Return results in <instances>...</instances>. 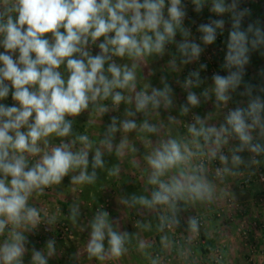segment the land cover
<instances>
[{
    "label": "clouds",
    "instance_id": "clouds-1",
    "mask_svg": "<svg viewBox=\"0 0 264 264\" xmlns=\"http://www.w3.org/2000/svg\"><path fill=\"white\" fill-rule=\"evenodd\" d=\"M193 3L200 11L204 0H193ZM236 7V0L231 4H226L225 0H212V12H233L225 67L236 71H230L227 76H213L218 102L226 103L230 99L228 93L240 85L243 67L249 59V46L255 49L264 45V32L259 27L250 24L246 30L241 29L245 13H236ZM185 15L181 0H167V5L166 0H0V47L4 48L0 52V100L11 94L15 102L11 106L0 103V234L4 233L6 225L12 226L9 239L0 246L2 264H22L27 237L16 229L28 224L35 226L40 219L39 211L28 206L33 192L42 193L44 188L60 184L70 171L76 169L80 172L72 177L73 183H92L96 177L95 169L103 167L102 153L97 149L92 158L93 171L88 173V150L92 143L87 135H78L70 144L61 142L50 151L47 150V138L53 134L56 137L70 136L72 121L68 117L79 116L89 109L90 104L98 113H105L108 108L98 101L111 98L114 105L122 101L132 102L131 96L125 97L116 89H135L137 64L133 63L131 68L127 64L121 66L113 57L138 61L153 53L162 55L165 45L175 42L179 31L185 40L177 47L187 57L182 63L197 58L202 49L186 39L189 32L183 27ZM223 24V20H215L201 25L199 30L203 33V42L213 43L216 29L222 28ZM101 37L103 40L97 45L100 51L93 55L89 44L96 45ZM61 65L66 67L67 78L59 71ZM192 76L197 77L196 84H199L198 73H192ZM191 84L193 81L189 79L185 87ZM248 94L251 96V88H248ZM203 95L207 97V91ZM187 100L192 106L199 103L192 92L188 93ZM171 104V89L166 83L163 89L153 88L151 93L140 91L135 95L136 112H145L149 106L152 109L161 105L167 108ZM187 111V107H182V113ZM126 115L135 113L126 110ZM195 119L196 122L188 126V132L197 150L202 147L198 140L202 137L205 145H215L210 148L212 157H215L220 147L233 137L240 142L234 152L245 149L257 155L264 152V145L253 143L252 136V132L259 129V135L264 137V100L259 96L252 97L246 108L230 110L225 123L218 128L205 127L199 117ZM121 127L124 132H130L137 128V124L134 120H125ZM140 127L151 133L157 131L147 121ZM118 130L113 117L107 137L101 140L109 151L112 134ZM41 141L44 149L39 146ZM77 141L83 147L73 151ZM125 147L126 139L117 147V154ZM40 153H43L41 158L29 167L27 157ZM196 155L188 143L176 139L161 142L146 157L152 169L148 182L158 185V189L153 191L150 200L133 198L135 202L149 208L168 205L175 210L176 201L180 199L210 200L212 186L203 176L197 175L203 165L191 164ZM219 158L222 163H227V157L220 155ZM253 162L257 161L253 159ZM232 163L239 165L243 161L240 156L233 155ZM173 168H181L178 176L167 181L160 179ZM217 171L219 173L220 170ZM223 171L230 170L224 168ZM188 223L192 231H197L195 218H190ZM106 236L108 253L112 257H120L126 251L127 233L114 231L108 221V213L100 211L91 222L87 245L89 258L105 259L103 241ZM54 243L48 241L49 254L54 251ZM32 260L33 264H47L43 254L35 250Z\"/></svg>",
    "mask_w": 264,
    "mask_h": 264
},
{
    "label": "rangeland",
    "instance_id": "rangeland-1",
    "mask_svg": "<svg viewBox=\"0 0 264 264\" xmlns=\"http://www.w3.org/2000/svg\"><path fill=\"white\" fill-rule=\"evenodd\" d=\"M254 1L255 4L252 3V0H236L237 7L234 11L236 13H245L241 19L242 30H246L248 25L251 24L254 27H259L264 32V0ZM232 2L233 0H225L226 4H231ZM181 3L186 13L183 19V27L189 32L186 39L190 43L199 45L202 49L199 56L186 64L182 63V60L187 59V57H184L180 53L177 45L184 41L185 37L177 31L175 42L166 44L162 55L153 53L151 56H148L149 58L145 57L138 61H134L128 57H113L115 62L121 66L127 64L131 68L133 63L137 64L135 69V89L132 91L116 89V91H121L125 97L131 96L132 103H128L127 109H125L122 103L114 105L111 98H109L98 101V104L108 108L107 112L98 113L96 107L90 104L89 109L81 113L77 118L88 119L90 121L89 131L86 135L92 143V148L88 150V158L94 156L96 150L99 149L102 153V158L105 154L115 153L120 162L112 172L110 181L104 186L101 195L102 200L99 203L84 200L82 192L83 184H75L72 182V177L78 175L80 169L70 171L62 179L60 184L46 187L42 193L35 191L29 196L28 206L34 207L39 211L40 219L35 226L28 224L16 229V231L21 232L27 237V242L24 244L25 251L22 256V264H33V250L41 252L47 264H98L109 260L112 261V264H116L115 260H113L115 257H112L107 251L109 247L107 236L103 241L105 247L104 260L96 257L89 258L87 253V245L91 234V222L100 211H106L108 213V221L117 233L123 234L130 230H135L137 234L141 235L139 240H141L143 245L151 244L152 247L154 245L156 248H150L151 256L155 260L154 264H181L183 258L187 257L189 253H193L194 257H197L194 247L199 248L201 243H205L204 239L206 237L214 242L211 244V248L207 247V252L202 257L198 255L197 261L193 264H224L228 258L226 244L229 239V235L227 234L229 231L243 245L250 248L249 253L250 257L254 258L253 260L258 256L257 249L259 247L257 246L260 243L258 244L256 240H261V238H253L252 241L246 242L241 237L239 231V227L243 223L248 224L253 219L251 217H254L253 215L251 217L245 216L246 219H244V216H241V211H244L245 208H251V210L254 208L249 203L247 204V201H244L243 196L245 194L240 189V185L233 187L232 191L229 188L223 189L221 186L228 177L223 174L222 166L225 163H222L219 157L223 155L227 157V162L232 161L233 155H236L233 149L236 148L235 146H239L240 142L238 139L230 137L228 143L222 145L217 155L212 157L210 148H214L215 145H205L201 137L198 140L202 147L200 150H197L191 143L193 137L188 132V126L195 123V118L199 117L205 127L215 126L218 128L221 124L225 123V117L228 114L229 107L240 106L242 105L240 102H243L247 106L252 97L259 96L262 100H264V97L258 94V89H254L251 92V96H248L244 93L246 89L240 84L234 91L228 93L230 99L226 103L216 100L213 76H227L230 71L236 70L235 68L229 69L225 67L229 32L233 24V12H225L223 14L212 12V0H204L200 11L196 10V5L193 3V0H181ZM215 20L224 21L223 27L216 29V32L219 31L221 38L218 39L216 37L213 43L205 44L202 39L203 33L199 30L200 26L209 24ZM47 35L49 37L51 36V34ZM102 40L103 37L96 42V45L89 44L93 55L99 53L100 50L97 45ZM3 51L4 48L0 47V52ZM262 52H264V45H260L255 49L249 46V52L247 53L249 58L248 63L244 65H255L254 72L257 77H260V74L264 73V61H262L264 53ZM173 61L175 62L174 64L172 63ZM258 68H261L262 72L258 71ZM59 71L67 78L65 65H61ZM192 73H198L199 84H196L197 77L192 76ZM252 78H255L254 74ZM261 78L264 80V75ZM189 79L193 81V84L185 87L186 81ZM254 80L257 81L256 79ZM6 83L9 82L6 81ZM165 83L171 89V106L166 108L161 105L157 109H152L149 106L145 112H136V93L140 91L151 93L153 88L163 89ZM206 91L208 93L207 97L203 95ZM189 92L194 93L198 97V105L192 106L188 103L187 96ZM8 97L10 98L11 94ZM6 99L0 100V103L8 106L15 103L13 100L11 103H6ZM182 107L188 108L186 114L182 113ZM117 108L119 113L115 114ZM126 110L134 112L135 115H126ZM113 117L116 118V127L119 130L112 134V148L109 151L107 147L101 144V140L107 137V129L112 123ZM170 118L173 119L170 120ZM125 120H134L137 128L130 132H124L121 124ZM145 121L149 125H154L157 131L151 133L141 130L140 126ZM199 126L197 124V127ZM25 130L22 129V131ZM258 134L259 129L252 132L253 143L256 140L260 142L261 138L263 140L264 137ZM47 139L49 140L47 149L49 151L52 147L59 146L61 142L70 144L73 140L69 136L56 137L55 134ZM125 139L127 140V147L118 155L117 147ZM169 139H176L182 143H188L189 148L197 153L191 160L192 165H201L202 160L206 159L205 164H202L203 168L197 175L203 176L212 186L211 199L195 201L190 198L180 199L176 201L175 210L168 205H155L149 208L144 205L135 206L131 204L127 200L124 191L125 186L133 178L146 189L149 200L151 199L153 191L158 189V185H153L148 182L152 174V169L146 157L151 155L153 150L160 146L161 142H167ZM39 146L44 149L42 141L39 142ZM81 147H83L81 144H75L72 150L78 151ZM132 149L135 150L133 151ZM246 152L250 151L243 150L242 157L246 163H250L251 159ZM200 153L203 154L201 155ZM42 155L43 153H40L36 156H28L27 158L37 162ZM257 160L260 163H264L263 158ZM217 163L219 164L218 166L216 165ZM181 168H173L160 179L167 181L172 176H178ZM217 170H220L219 173ZM240 178L241 175L235 174L236 184L238 180L240 183ZM256 181L259 182L258 180H253L250 186H256ZM106 203H109V205L106 206ZM103 204L105 205L103 206ZM181 206H183V211H180ZM73 210L76 212L75 216L73 215ZM252 212L255 214V209ZM258 215L261 217L264 216V213L262 212ZM196 216H202L204 223L198 226L197 231L189 233L191 230L188 223L189 219L195 218ZM161 217H164L163 222L161 221ZM175 221H178V223ZM170 222L171 227L168 226ZM61 224H66L70 227V231L64 239L56 237L58 226ZM11 228V225H6L4 233L0 234V246L4 244L5 240L9 239ZM173 231L174 233H172ZM224 232L226 233L224 234ZM159 237L163 239L164 244L170 243L169 245L174 250H169V253H167V249H165L163 250L164 253L161 252L160 242L163 241L159 240ZM50 240L55 242L53 246L54 251L51 254H49L47 247L48 241ZM57 240H59L58 243H56ZM254 244L256 245L255 252L252 249ZM127 246L129 247L125 239L124 247L126 251L120 257H117L118 259L121 257L125 259L127 257L126 254L129 250ZM217 246L221 248V253L223 254L221 260L218 262L216 261L215 253V247ZM206 250L202 249V251ZM260 251L262 260L264 254L262 250ZM167 257H171L172 259L169 260ZM0 264H2V261H0Z\"/></svg>",
    "mask_w": 264,
    "mask_h": 264
},
{
    "label": "crops",
    "instance_id": "crops-1",
    "mask_svg": "<svg viewBox=\"0 0 264 264\" xmlns=\"http://www.w3.org/2000/svg\"><path fill=\"white\" fill-rule=\"evenodd\" d=\"M264 53V52H262ZM261 53V54H262ZM264 61V57L263 60ZM259 62V61H258ZM261 62V61H260ZM255 69V65L252 66H244L243 67V73H242V79H241V83L243 85V87L246 89V91L244 92L245 94H248V88H251V92L254 89H258V94L260 96L264 97V80H262V75H264V73L260 74V77L255 74L254 72ZM236 71V70H233ZM258 71L262 72L261 68H258ZM255 75V78H252V75ZM254 79H256L257 81H255ZM242 105L243 102H240ZM255 131V130H254ZM253 131V132H254ZM256 133H258V131H256ZM259 135V134H258ZM264 140V138H263ZM261 138V141H254V143H259L261 145H264V141ZM235 147H238L235 146ZM248 149H245L244 151H247ZM247 155H249L250 157V163H246L244 158L242 157V151L241 152H236V155L240 156L243 163L239 164V165H233L232 161H228L227 163H225L222 166V169L224 168H228L230 171L228 172H224L223 174H225V176H227L228 178L225 180V182L222 183V188L223 189H231V191L233 190V187H235L236 185H240V189H242L244 191L245 196H243V199H245L244 201H247L246 203L250 206H252V208L255 209V214L252 212L253 210H251V208H245L244 211H241V216H259L258 214L260 213H264V207L262 205V203L259 201L261 197H264V187L263 185H261L259 182L256 181L257 185L256 186H244L241 184V180L239 183V180L236 184L235 182V174H239L241 175V173L244 172H254L258 167L263 166L264 163H260L258 162L257 159L259 158H263L264 160V152L260 153L259 155L252 153V152H246ZM261 156V157H260ZM253 159H255V161H257L256 163L253 162ZM241 179V178H240ZM259 184V185H258ZM242 199V198H240ZM254 203V204H253ZM234 210V209H232ZM180 211H183V206L180 207ZM235 212V211H234ZM251 217V218H254ZM172 231V230H171ZM187 231V230H186ZM192 232V230L189 231V233ZM227 232V231H226ZM224 232V234L226 233ZM127 233V237H126V242L127 245H129V247L127 246V249H129V253L127 251L126 254V258H113V260H115L116 264H154L155 260L154 258L151 256V249L156 248L154 245L152 247V245L150 244H142L141 240H139L141 238V235L137 234V232L135 230H130ZM174 233V231L172 232ZM227 234L229 235V239L227 240V244H226V249L228 250V258L226 260V262L224 264H261V251H263L264 249V236L261 237V240H256V242L259 244V247L257 249L258 252V256L256 257L255 260H253V257H250V251H249V247H246L245 245L242 244V242H240V240L236 239V236H232L231 231L227 232ZM226 234V235H227ZM260 239V238H259ZM159 240L163 239L161 237H159ZM205 243H201L200 247H194L195 248V252L197 257H194L193 253H189V255L187 257L183 258V262H181V264H193L195 261H197L196 259H198V255H200L201 257L207 252V247L211 248V244L214 242L212 240H209L207 237L204 239ZM161 243V252H163V250L167 249V253H169V250H174L172 248L171 245H169L170 243L164 244L165 242H160ZM257 244V245H258ZM151 246V247H150ZM74 247V246H73ZM159 248V247H158ZM202 249H205L206 251H202ZM150 253V254H149ZM164 253V252H163ZM162 253V254H163ZM169 260L172 259L171 257H167ZM175 258V257H174ZM153 261V262H152ZM98 264H112V261H104V263H98ZM168 264V263H167Z\"/></svg>",
    "mask_w": 264,
    "mask_h": 264
},
{
    "label": "trees",
    "instance_id": "trees-1",
    "mask_svg": "<svg viewBox=\"0 0 264 264\" xmlns=\"http://www.w3.org/2000/svg\"><path fill=\"white\" fill-rule=\"evenodd\" d=\"M251 2V1H250ZM252 3L255 4V1L252 0ZM63 31V29H62ZM18 55V54H17ZM146 58H149L148 56ZM107 67V65L105 66ZM7 102H12L11 97L6 99ZM123 108L127 109L128 103L125 101H122ZM132 103V102H131ZM118 114V108L115 110ZM72 121V133L69 136L71 139H75L78 135H86L89 131V125L90 121L88 119L83 118H77V117H68ZM91 129V128H90ZM76 144H80L79 141H77ZM92 158L93 156L89 157V166H88V173L91 174L93 171L92 168ZM28 159V165L31 167L36 163V161H33L29 158ZM103 160V167H98L95 169L96 177L94 182L92 183H83V196L84 200L86 201H93L95 203H99L102 200V192L104 189V186L110 181V177L112 172L114 171L115 167L119 164V158L118 156L113 154H105V156L102 158ZM10 178V177H9ZM133 178L125 187L124 193L126 194V198L128 201L131 202V204H134L135 206H139L138 202H135L133 198H136L138 200L139 197H145L148 199V194L146 193V189L138 182L134 180ZM66 240V239H65ZM59 240H57L56 243H58Z\"/></svg>",
    "mask_w": 264,
    "mask_h": 264
},
{
    "label": "built area",
    "instance_id": "built-area-1",
    "mask_svg": "<svg viewBox=\"0 0 264 264\" xmlns=\"http://www.w3.org/2000/svg\"><path fill=\"white\" fill-rule=\"evenodd\" d=\"M216 37L218 39L221 38V35L219 34V31L216 32ZM246 105H240L237 107H229L228 108V112L230 110H234L236 108H246ZM206 159L202 160L201 164H205ZM217 166L219 165L218 163L216 164ZM253 180H258L264 187V165L258 167L254 172H246V173H241V183L244 186H249L250 183ZM108 202V200H107ZM260 202L262 203L263 207H264V197L260 198ZM105 204H103L104 206ZM109 203H106V206H108ZM195 219L198 222V226H201L204 221H203V217L202 216H196ZM171 222L168 224L169 227H171ZM70 231V227L66 224H61L58 226V230H57V234L56 237L57 238H61L64 239L66 235H68ZM239 231H240V235L241 237L246 241H252L253 238L258 239L261 238L262 236H264V216H256L255 218L251 219V221H249L248 224H242L239 227ZM179 240V239H178ZM181 241V239H180ZM256 245L254 244V246L252 247L253 251L255 252ZM215 253H216V261H220L221 257H222V253H221V248L219 246L215 247ZM262 253L264 254V250L262 251ZM261 264H264V257L261 260Z\"/></svg>",
    "mask_w": 264,
    "mask_h": 264
}]
</instances>
